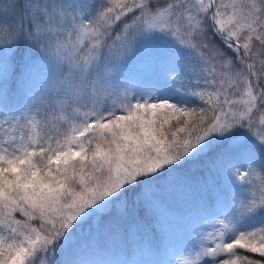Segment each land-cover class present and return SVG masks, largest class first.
Listing matches in <instances>:
<instances>
[{
    "label": "snow or ice",
    "instance_id": "6c2138e0",
    "mask_svg": "<svg viewBox=\"0 0 264 264\" xmlns=\"http://www.w3.org/2000/svg\"><path fill=\"white\" fill-rule=\"evenodd\" d=\"M157 36L184 52L183 70ZM37 76L43 115L15 114L5 101L23 108ZM204 157L223 176L220 211L203 206L183 246L157 243L146 233L168 211L163 191ZM85 252L264 264V0H0V264H85Z\"/></svg>",
    "mask_w": 264,
    "mask_h": 264
},
{
    "label": "trees",
    "instance_id": "16d2710c",
    "mask_svg": "<svg viewBox=\"0 0 264 264\" xmlns=\"http://www.w3.org/2000/svg\"><path fill=\"white\" fill-rule=\"evenodd\" d=\"M68 4H79V3H89V4H99L102 3L103 0H66ZM161 42H157L156 48H159L161 52L168 54L176 59L177 63L173 65L177 70H183V64L180 63L183 61L184 54L181 51L175 52V48H165V46L161 47ZM177 49V48H176ZM230 52V50H226ZM36 55L35 53H33ZM194 58L192 61L187 59V55L185 56V64L191 68L194 63ZM181 82L185 85L188 84L187 77H182ZM160 83L167 86V81L161 79ZM194 83V81H193ZM32 87L36 88L35 94L30 95L28 101L23 105V108L19 106L21 100L19 97H10L5 102L10 110H12L15 114L23 113L26 116H35L36 119H40V116L44 113V107L47 101L42 103L40 96V78L37 76L32 81ZM176 87L179 86V82H176ZM128 87L130 88V95L135 94L138 89L133 86V83H129ZM173 87L172 82L169 84V88ZM9 88H12V80H9ZM211 91L210 88L207 89ZM152 93H157L155 88L150 90ZM197 91H200L198 88ZM165 98L169 99V102L178 103V104H187L190 107H198L201 105V101L198 97H191L184 94H177L172 90H169L165 94ZM154 102H159L155 100V97L152 98ZM33 102L41 105L39 114H37V109H33L31 112L26 111L28 106ZM49 111L51 109H48ZM23 123V121H22ZM27 131V129H25ZM19 134V131L17 132ZM209 157H204L202 159H194L187 161L180 171L177 173L178 176L185 175L186 176V185L182 187L180 190L177 189H167L164 190L162 195L166 202V206L168 211L164 216H162L159 223L153 224L151 227L155 229V232L149 230L146 235L152 237L156 240L157 243L163 245H175L179 247V242L181 239H187L189 242L191 229L196 225L198 214L203 210V206L207 207V211L212 214H218L220 211L219 208H214L212 201L216 195L218 188L223 184V176L217 173L215 170L208 167L207 161ZM231 191V190H230ZM134 193L129 192L127 196L129 199L133 197ZM200 227L197 228V231L205 230L212 231V221L211 220H202L199 222ZM195 238V237H194ZM243 252L244 250H240ZM247 255L253 258H259L258 254L254 253H246ZM84 257L89 258H99L92 253L85 252L82 255V259ZM106 258V257H105ZM104 258V259H105ZM129 259L140 258L139 256H134L132 253H129ZM145 260H151L152 257H145Z\"/></svg>",
    "mask_w": 264,
    "mask_h": 264
},
{
    "label": "rangeland",
    "instance_id": "374dc122",
    "mask_svg": "<svg viewBox=\"0 0 264 264\" xmlns=\"http://www.w3.org/2000/svg\"><path fill=\"white\" fill-rule=\"evenodd\" d=\"M157 42H161L162 44H160L161 45V47H163V46H165V48H175V52H176V50L177 51H181V52H183L182 50H180L177 46H175V45H173L170 41H168L167 39H165V38H163V37H159V36H157V37H154L153 38V43H154V46H156V44H157ZM177 48V49H176ZM158 51H160V49L159 48H156ZM183 54H184V52H183ZM195 62V61H194ZM193 239H194V237H193ZM187 243V241H182V245H184V244H186ZM161 259H163V257H161Z\"/></svg>",
    "mask_w": 264,
    "mask_h": 264
}]
</instances>
